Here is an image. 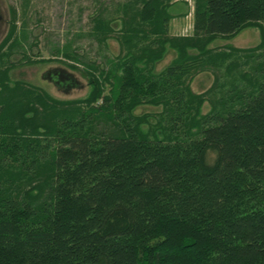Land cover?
Instances as JSON below:
<instances>
[{
	"label": "trees",
	"instance_id": "1",
	"mask_svg": "<svg viewBox=\"0 0 264 264\" xmlns=\"http://www.w3.org/2000/svg\"><path fill=\"white\" fill-rule=\"evenodd\" d=\"M171 5L130 0L118 28L90 17L120 52L86 72L82 99L0 69V264H264V41L227 78L241 49L209 47L250 24L264 35V0H194L187 35L170 34ZM207 70L194 92L186 78Z\"/></svg>",
	"mask_w": 264,
	"mask_h": 264
},
{
	"label": "rangeland",
	"instance_id": "2",
	"mask_svg": "<svg viewBox=\"0 0 264 264\" xmlns=\"http://www.w3.org/2000/svg\"><path fill=\"white\" fill-rule=\"evenodd\" d=\"M130 0H0V44L12 28L15 31L2 49L9 55L0 58V69L9 65L10 80H22L31 87L43 89L58 100L82 99L89 92L86 76L94 70L95 64L102 66L106 59L115 60L120 52L119 42L109 38L98 43L88 35L92 22L90 17L101 12L119 27L121 9ZM169 32L173 35H187L192 32L194 0H170ZM14 11V13H13ZM263 31L259 24L247 25L233 35L216 36L209 47L230 52V47L241 51L230 52L219 72L227 78L225 69L229 63H237V70L249 68L260 52ZM254 50V51H253ZM176 52L168 48L164 57L154 66L160 71L175 57ZM9 60V61H8ZM62 69L76 80L75 86L64 87L46 76L51 69ZM98 68L94 71L98 74ZM194 92H203L211 87L214 74L211 70L200 71L187 77ZM228 81V80H227ZM109 85L105 86V92ZM210 105L205 101L202 112ZM160 106L138 105L135 114L160 111ZM214 156L209 154V158Z\"/></svg>",
	"mask_w": 264,
	"mask_h": 264
},
{
	"label": "flooded vegetation",
	"instance_id": "3",
	"mask_svg": "<svg viewBox=\"0 0 264 264\" xmlns=\"http://www.w3.org/2000/svg\"><path fill=\"white\" fill-rule=\"evenodd\" d=\"M1 20V16H0ZM46 76L52 78L55 83L60 84L61 86L70 87L73 83H76V80L72 76L62 69H51L47 72Z\"/></svg>",
	"mask_w": 264,
	"mask_h": 264
},
{
	"label": "water",
	"instance_id": "4",
	"mask_svg": "<svg viewBox=\"0 0 264 264\" xmlns=\"http://www.w3.org/2000/svg\"><path fill=\"white\" fill-rule=\"evenodd\" d=\"M64 71V70H63ZM77 83V82H76ZM76 83H73V85L72 86H75L76 85Z\"/></svg>",
	"mask_w": 264,
	"mask_h": 264
}]
</instances>
